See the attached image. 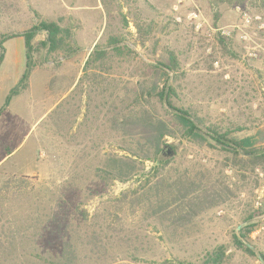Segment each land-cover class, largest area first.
<instances>
[{
	"label": "rangeland",
	"instance_id": "1",
	"mask_svg": "<svg viewBox=\"0 0 264 264\" xmlns=\"http://www.w3.org/2000/svg\"><path fill=\"white\" fill-rule=\"evenodd\" d=\"M237 7L264 20L261 2L245 0ZM192 13L198 15L194 20ZM236 20V7L213 8L208 0H0V109L16 86L17 60L24 59L19 36L40 21L59 23L72 34L69 56L42 48L44 34L32 40L30 88L11 100L0 119V160L13 151L0 167V188L7 179L23 182L1 205L0 228L15 238L4 264H68L49 239L52 214L63 225L66 218L75 264L195 263L219 246L226 264H260L236 250L232 238L260 218L263 225L252 238L258 236L264 252V216L246 222L264 207V161L255 167L211 141L200 147L183 138L158 101H134L155 88L150 67L172 52L179 65L170 82L175 107L232 139L264 127V31H255L258 53L249 59L239 42L219 33ZM96 48L106 52L105 60L85 67ZM129 109L170 120L173 137L163 147L174 156L163 169L154 171L146 162L139 176L111 184L94 175L111 155L125 154L129 139L112 130V120L121 121ZM161 180L171 184L169 202L174 200V225L166 231L150 204L136 199ZM181 184L194 192L186 202L175 199ZM180 204L186 214L179 213ZM34 231L39 236L32 243ZM95 238L105 244L100 254H108L100 260ZM109 239L121 246L106 245Z\"/></svg>",
	"mask_w": 264,
	"mask_h": 264
},
{
	"label": "trees",
	"instance_id": "2",
	"mask_svg": "<svg viewBox=\"0 0 264 264\" xmlns=\"http://www.w3.org/2000/svg\"><path fill=\"white\" fill-rule=\"evenodd\" d=\"M213 8L222 5L241 6L245 0H208ZM264 5V0H255ZM39 34L45 35V41L40 45L42 48L47 47L49 53L61 52L69 56L71 53L69 41L72 38L70 30L62 28L59 23L40 21L34 25L29 31L23 33L19 37L23 38L25 49V69L20 76L16 86L9 92L5 99L4 106L0 109V115L8 107L10 101L19 96L28 88L30 75L35 68V64L31 60V42ZM0 50L3 51L2 42H0ZM106 52L97 48L88 57L85 67L96 65L105 60ZM3 61V54H0V66ZM178 61L172 52H166L162 60H156L155 64L150 67L152 70L151 79H154V86L151 91H141L140 94L134 96L135 103L147 104L150 100L158 101L159 104L165 106L175 120V127L181 133L183 138L202 147L209 145V141L219 146L222 150L232 154L235 157L249 160L255 167L261 165L264 161V127H258L252 136L240 139H232L227 133H219L215 130H207L203 128L201 123L192 118V116L184 109L177 108L173 105L172 99L175 97L174 89L171 85V74H175L178 70ZM156 85H161L160 90ZM117 116L112 120V130L115 133H122L123 137L129 139V144L123 150L125 154L118 156L116 154L110 156L104 169H98L95 178L104 180L108 183L129 182L134 177L139 176L144 170L146 162L152 163L151 169L157 171L163 169L169 160L162 156V147L164 139L171 136V131L168 123L152 116L146 110L139 113L132 112L129 109L127 114H124L123 119L118 121ZM22 180L7 179L0 188V219L2 216V204L10 201V196H13V185L22 184ZM182 188V189H181ZM171 184L165 183L163 180L156 182L153 185H148L142 194L137 195L136 199L140 203L142 199L150 204L152 216H158L161 220L160 225L163 229L169 230L174 223L169 220L173 211H170V205L173 203V197L169 202ZM194 192L190 191L185 184H181L176 191V198L181 202H186L188 197ZM44 199V198H43ZM156 206L152 205V202ZM179 213L186 214V208L180 204ZM35 215V214H34ZM264 216V207L256 212V216H250L246 222H250L254 217ZM35 217H39L36 214ZM52 228L49 230V239L52 245H55L56 256L67 258L68 264H75L76 261V244H73L72 236L67 234V221L62 216L63 222L56 214H52ZM253 224H247L244 230L239 235H233L232 244L234 248L242 253L255 258L264 264V252L259 248L257 239L252 238V234L261 229L263 223L260 221ZM170 221V222H169ZM39 229V228H38ZM3 226L0 228V264H4L11 258L14 252L15 238L7 233ZM39 236V231L32 233V243H35ZM54 243V244H53ZM118 245L115 239H109L106 245ZM92 246L98 250L97 260L106 257L108 254L101 255L99 249L105 248V244L98 239H94ZM165 264H172L171 261H164ZM176 264H226L225 250L219 246L211 251H207L200 260L195 263L186 261H177Z\"/></svg>",
	"mask_w": 264,
	"mask_h": 264
},
{
	"label": "built area",
	"instance_id": "3",
	"mask_svg": "<svg viewBox=\"0 0 264 264\" xmlns=\"http://www.w3.org/2000/svg\"><path fill=\"white\" fill-rule=\"evenodd\" d=\"M236 23L227 29L220 30L222 37L226 39H235L245 49V55L249 59H255L259 46L254 42L255 31H264V20L259 15H250L239 7H236ZM198 17L196 13L189 15L190 20ZM199 28V26H198Z\"/></svg>",
	"mask_w": 264,
	"mask_h": 264
},
{
	"label": "crops",
	"instance_id": "4",
	"mask_svg": "<svg viewBox=\"0 0 264 264\" xmlns=\"http://www.w3.org/2000/svg\"><path fill=\"white\" fill-rule=\"evenodd\" d=\"M19 44V43H18ZM17 44V45H18ZM22 45H23V52L22 53H20V55L22 54L23 55V58L24 59H21V61H19V59L17 60L18 61V67H17V70H16V80H15V85L18 83V81H19V79H20V76H21V74L23 73V71H24V69H25V49H24V42H22ZM19 58V57H18ZM2 63H3V61H2ZM2 63H1V65H2ZM0 69H1V66H0ZM33 72V71H32ZM32 74V73H31ZM30 77H31V75H30ZM30 80V79H29ZM29 84V83H28ZM29 88H30V84L28 85V89L26 90V91H24V92H22L19 96H17V97H15V98H13V99H19L22 95H23V93H25V92H27L28 90H29ZM8 96V95H7ZM6 99V98H5ZM59 102L60 101H56L53 105H52V108H54L57 104H59ZM10 103H11V101H10ZM10 105V104H9ZM51 108V109H52ZM8 109V108H7ZM7 109L0 115V119L2 118V116H3V114H5L6 113V111H7ZM13 153V151L12 152H10L9 154H7L4 158H2L1 160H0V167H1V165H2V163L7 159L8 160V157L11 155ZM10 159V158H9ZM23 160H25V158H22ZM25 161H27V160H25ZM28 161H30V162H32L33 163V159L32 158H28ZM30 167V168H29ZM29 167L27 168L28 170H26V171H23V172H25V173H27L28 171H30L32 168V165L30 164L29 165Z\"/></svg>",
	"mask_w": 264,
	"mask_h": 264
},
{
	"label": "water",
	"instance_id": "5",
	"mask_svg": "<svg viewBox=\"0 0 264 264\" xmlns=\"http://www.w3.org/2000/svg\"><path fill=\"white\" fill-rule=\"evenodd\" d=\"M162 156L164 157V158H171V157H173L174 156V152L171 150V148L170 147H168V146H165V147H163V149H162Z\"/></svg>",
	"mask_w": 264,
	"mask_h": 264
}]
</instances>
